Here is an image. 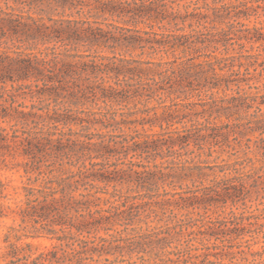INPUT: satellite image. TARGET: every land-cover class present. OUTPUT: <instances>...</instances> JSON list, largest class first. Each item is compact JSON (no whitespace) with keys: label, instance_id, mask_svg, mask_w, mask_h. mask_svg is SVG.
<instances>
[{"label":"trees","instance_id":"obj_1","mask_svg":"<svg viewBox=\"0 0 264 264\" xmlns=\"http://www.w3.org/2000/svg\"><path fill=\"white\" fill-rule=\"evenodd\" d=\"M47 1L61 7L69 3ZM47 1L25 0L30 5ZM93 1L85 4L111 15L147 18L153 23L150 27H159L144 35L126 28L136 34L114 38L117 46L139 48L141 55L150 53L148 59L95 56L89 50L104 45L105 40L94 29L69 26L63 32L47 25L44 18L0 9V166L13 152L21 153L28 159L29 181L23 187L21 223L10 226L4 237L7 264H225V258L233 260L234 246L228 236L244 239L249 235L253 241L258 236L262 242L256 243L264 247V212H231L232 219L219 221L227 229L216 227L215 221L176 220L171 215L158 220L166 222L163 226L143 231L144 224L159 219L158 206L183 207L184 203L189 208L187 202L196 206L209 197L246 205L253 195L264 193V52L244 51V41L264 46V26L203 30L215 25L223 13L234 21L264 17V0L220 8L207 3L200 6V0L184 4V0ZM49 43L67 48L83 43L89 50L58 52ZM159 54L160 59L154 58ZM257 83H262L263 91L245 92V85L260 89L254 86ZM229 91L235 94L229 96ZM220 92L224 97L215 98ZM27 98L31 105L26 104ZM131 100L146 107L162 102L158 108L165 110L160 115L140 123L159 127L160 132L151 129V133L124 136L92 132L97 125L112 127V120L103 112L79 109ZM222 117L233 122L214 123ZM201 118L206 122L198 124ZM225 126L233 127L237 141L233 155L240 152L237 147L244 154L220 171L234 176L186 192V197L180 192L154 193L159 182L172 175L160 166L147 171L145 163L134 159L165 147L172 152L192 144L204 149L211 140L227 137L222 132ZM125 184L138 194L117 190ZM6 189L0 181V218L10 209L5 205ZM178 194L180 201H172ZM161 196L168 198L158 200ZM41 237L53 246L39 247L29 240ZM251 241L246 240L248 248ZM245 261L264 264L257 259Z\"/></svg>","mask_w":264,"mask_h":264},{"label":"rangeland","instance_id":"obj_2","mask_svg":"<svg viewBox=\"0 0 264 264\" xmlns=\"http://www.w3.org/2000/svg\"><path fill=\"white\" fill-rule=\"evenodd\" d=\"M101 1L106 2L108 0ZM190 1L191 0H184L182 4L189 3ZM242 1L247 0H200L198 5L204 6L205 3H207L209 7L220 8L226 5L233 6L235 4H238V2ZM28 2H25V0H18L17 2H15L14 0H0V9L8 12L14 10L17 13H21L24 15L30 14L35 17L44 18L43 20L47 25L56 26L62 31L66 30L69 26H72L73 29H94L99 35L101 34V36H103V40H105V43H103L104 45L94 46L90 50L88 47H85L83 43L78 44L77 47H75L76 51L74 50L75 48L63 47L60 43L56 45L55 43H49L47 45L50 48H55L58 52L66 51L67 49H73L71 51L72 53H82L89 50V53L95 56H118L131 59H148V54L150 53H145L144 55H141L142 51L139 48H132L128 50L124 46H117V43L115 42L116 40L114 38H120V36L123 34H136V32L130 33L126 31V28L140 32V34L142 33V35H144V32L159 31V27L157 25H155L154 27H150L153 23H151L147 18L135 17L133 19L131 16H119L116 14L111 15L108 13H103L101 9H97L95 8V6H87L85 4L88 2H92L94 4L93 0H69V3L65 7L58 6V4H49L50 2L48 1L44 5H30ZM72 2L74 5H72ZM213 12L214 11H210L211 15ZM239 22H241V24H238ZM255 26H264L263 16L260 18H258L257 16H251L249 20L241 18L239 19V21H234L233 18H229L226 16V13H223L222 18L219 19V21L215 25L208 24V29L203 30L216 31L228 28H232V30H238L240 28H253ZM244 43V51H249L251 53L264 52V46L259 43H252L247 41H244ZM40 47L42 49L46 48V46ZM238 47L239 46L237 45L236 48ZM230 49V53L232 55L236 53V51L232 50L233 47H230ZM154 58H156L157 60L160 59L161 54L155 55ZM164 59H167L166 55L164 56ZM256 85L261 86V88L250 89L249 86L245 85V92L254 94L258 91H263L262 83H257L254 86ZM233 94H235L233 91L228 92L229 96H232ZM222 97H224V93L222 92L215 95V98ZM204 98L210 100V97L208 96H204ZM25 102L27 105H31L33 103L30 98H27ZM160 103L154 101L148 104L146 107L143 103H139L138 100H131L129 103L127 101H123L122 103H113L110 105L102 103L100 107L82 106L79 107V109L103 112L105 118L112 120V127L103 128L97 125L96 127L92 128V132L101 131L109 134H122V136H124L135 135L137 133L145 132L151 133V129H153L154 132H160L161 129L159 127L151 128L148 124H146L145 126L140 125L141 122L147 121L144 118H148L149 116L154 117L157 113L160 115L165 110L163 108H158L160 106ZM170 104L171 102L167 100L166 105ZM154 107L157 108L152 109ZM148 108H151L150 112L146 113L145 111ZM73 109L77 110V107H74ZM98 117L99 115L96 116V118ZM113 119H115V121H113ZM205 122V119L201 118L198 124ZM232 122L233 121H230L226 117L214 120V123L220 126L222 124L225 125ZM186 126L190 127V124H187ZM179 128L182 129L183 126L179 125ZM73 129L76 131L81 130L80 127H73ZM222 130V132L226 134L228 133L227 137L221 136L218 141L211 140L212 144H206L204 149H199L198 146L192 144L191 146L185 147L184 149H181V147H177L175 148L177 149V151L172 152L167 150L165 147L164 150L160 152L152 151L148 154L146 153L144 154L143 158L134 159V161H140L145 163L148 166L146 169L147 171H157V169L154 167L160 166V169L165 174L172 175V178L167 179L165 182H159L158 189L155 190L154 193L165 194L166 192H169L171 194H175L177 192H180L184 197H186V192L208 187L214 184L215 182H220L221 180H224L227 177L234 176L233 174L221 173L220 171L224 165L233 163L238 158H242L244 154L241 149L237 147L240 152L237 155H233L235 153V151H233V144H237V141L233 136V127L225 126V128ZM252 155L253 153H251V156ZM147 157L148 159H145ZM27 161L28 159L25 158L21 153L13 152L12 155L6 157V161L3 162L0 166V181H2L7 188V198L5 199V205L10 208L7 210L6 215L0 218V264H7L8 262V260L5 258L6 243L4 242V237L5 234L8 232V228L13 225L19 226L21 223L19 209L25 200V191L23 187L29 183L28 176L25 173ZM190 168H196V170L191 171ZM132 188V185L125 184L124 186L119 185L117 187V190L121 193L137 195V191L132 190ZM110 190L113 191L114 188L110 187ZM140 193H144V191L140 190ZM166 198L168 197L161 196L158 198V200H163ZM171 198L172 201H180L179 194ZM215 198L218 197H209L205 202L197 204L196 206H190L191 201H189L186 203V206H189V208H184V203H182L183 207L181 205L176 204H172V206H168L167 204L160 208L158 206L156 208L159 211V219H154L155 222H149L148 225L144 224L143 231L145 229L153 230L154 228L163 226L166 222L164 221L159 223L158 220L162 218L164 220H167L171 215H175L177 217L176 220H211L217 222L216 227L227 229L228 227H224L222 224L219 223V221H228L232 219L231 212L235 213L236 215H240L242 213H249L252 211H254L255 213L264 212V193H261L259 197L253 195L252 199L247 201L246 205H244L242 202H239L238 204H233L231 200H229L228 203L225 204L223 203V201H218ZM164 208H168V210L166 211L167 214L165 215L163 214L165 210ZM172 209H174V214H172L171 212ZM28 231L31 233L34 232L32 228H29ZM40 233L45 235L48 234L44 230H41ZM102 235L106 236L105 233H102ZM254 238L255 239L253 241V238L249 235H247V237L244 239H236L235 236H228L227 240L232 241L234 246L231 251L233 252V260L227 257L223 260V262L225 264H229L230 262H233L234 264H245V258H247L249 262H253L254 259H257V262L264 261L263 244L256 243L262 242V239L258 236H255ZM29 240L39 247L53 246V242L45 237H41L40 239ZM246 240H252L251 248L247 247L248 243H246ZM212 242H215V240L213 239ZM218 243L220 244L221 241H218ZM241 244L242 247L240 246ZM243 246H245V248ZM242 251H245V253H242ZM252 252H260L261 256L254 257L252 255Z\"/></svg>","mask_w":264,"mask_h":264}]
</instances>
